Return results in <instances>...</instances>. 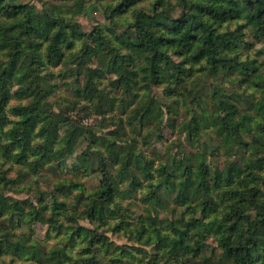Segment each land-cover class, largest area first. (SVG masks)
<instances>
[{"label": "trees", "instance_id": "1", "mask_svg": "<svg viewBox=\"0 0 264 264\" xmlns=\"http://www.w3.org/2000/svg\"><path fill=\"white\" fill-rule=\"evenodd\" d=\"M98 1H101L97 5L105 19L104 27L96 26L91 33H86L80 29L77 21L65 19L60 10L45 5L38 9L34 5L21 4L15 0H0V51L6 50L9 56V62L5 66L0 65V119L5 116L4 109L9 100L8 86L16 76H20V72L28 81L27 88H33V92L38 95L37 100L31 102L28 108L13 113L18 117L15 123L20 125L17 130L24 136L20 142L21 152L14 155L13 148L9 147L3 151V156L14 164L36 170L37 164L44 166L55 161V167L67 170L70 166L66 159L73 151L74 144L85 140L86 136L94 138L91 143L100 142V138L91 129L74 126L62 114L47 109V100L41 97L40 80H43L41 72L52 61L58 62L53 63L55 65L74 64L76 70L72 76H84V90L93 77H99L103 72L99 65V68L94 69L87 66L92 63L87 62L96 56L100 58L104 72L121 77L125 83L138 79L145 88H151L161 79L179 82L191 76V70L197 64L205 77L224 79L235 73L244 74L241 79L243 82L250 79L251 73L254 79L259 70L253 59L239 61L237 56H230L228 52L244 47L245 41H241L240 36L247 26H250L249 31L254 39L264 37V0H154L150 8L137 6L131 14V20L122 29L116 25V14L126 12L143 0H116L113 5L102 4L104 0ZM176 7L181 9L178 17L173 16ZM236 19H243L245 23L232 31H218L219 24ZM75 41H82V46L72 52L70 50ZM173 56L179 60H174ZM263 83L264 79L259 84L254 82V86L264 89L261 87ZM222 91L220 87L214 88L209 108L199 105L201 112L190 114L184 129L188 136L198 137L204 128L211 127L221 140L234 141L241 147H247L248 142L242 137L246 125L242 120L233 119L239 113L236 103L242 102L240 94L232 98L234 104L225 99ZM153 105L150 102L139 111V115L132 116L129 123L136 121L143 126L145 119L154 112ZM254 109L258 116H264V102H257ZM256 127L264 132V123L258 122ZM35 130L44 137L45 148L32 161L27 151V139ZM12 143L16 144V141ZM253 143L264 146V134L257 133ZM123 147L124 144L117 147L121 152L114 151V146L108 147L111 153L108 156L120 166L115 172L107 170V164L96 156L102 174L96 198H105L103 201L110 199L125 180L137 190L144 180L152 177L150 171L153 161L133 151L130 146L125 149ZM83 154L73 165L72 173H76L79 163L88 160V156ZM194 157H186L180 164L169 163L167 166L156 167V171H161L164 178L156 190L160 187L167 192L174 191L175 205L188 206L189 202L192 203L187 207L192 216L188 221L178 219L172 222L171 225L177 223L179 227L172 236H163L158 231L155 248L168 246L169 250L184 258V264L195 258L196 264H264V191L262 180L258 178L260 175L250 173L249 178L243 177L239 187L232 188L235 182L231 165L223 170L211 171L201 156L198 166L192 161ZM244 162L245 166L255 169V172L264 171V157L244 159ZM173 167L181 168L180 175L170 171ZM0 179L4 185L9 182L4 176ZM251 180L255 183L249 182ZM221 185L232 189L219 212L214 193ZM126 192L128 190H121L119 194ZM161 200L157 195L145 197V201L156 206H162ZM91 203L84 217L92 222L95 217H105L101 205L92 200ZM13 206L20 208V202L15 201ZM65 206V202L56 200L52 195L48 207L53 210V214L58 215ZM9 209L7 197L0 194V216L9 214ZM34 214L38 217L41 213L35 211ZM18 216L12 212L6 219L13 221L16 217L19 219ZM82 231L77 228L74 233L81 235ZM84 233L83 236L89 237V241L95 240L94 231L87 230ZM72 237L73 234L70 235ZM39 247L34 242L25 244L22 240H16L11 231L0 235V251L5 248L7 253L31 258L42 264H64L67 260L65 246L51 252L39 251ZM83 253L90 255L79 260L83 264H101L90 251ZM176 263H180L179 258Z\"/></svg>", "mask_w": 264, "mask_h": 264}, {"label": "rangeland", "instance_id": "2", "mask_svg": "<svg viewBox=\"0 0 264 264\" xmlns=\"http://www.w3.org/2000/svg\"><path fill=\"white\" fill-rule=\"evenodd\" d=\"M15 1L34 5L38 9L45 5L53 10H60L65 19L72 18L77 21L80 29L86 33H91L96 26L104 27L105 24L103 13L98 6L101 1L98 0ZM115 1L104 0L102 4L113 5ZM153 1L143 0L126 12L116 14V25L125 27L137 6L147 9ZM180 11L181 9L176 7L173 16L178 17ZM244 23L243 19L230 20L219 24L218 31H232ZM249 29L250 26L244 28L240 36V40L245 41L244 47L228 52L230 56H237L239 61L253 59L258 66L255 78H251V73L250 79L244 82L241 80L244 74L235 73L224 79L205 77L197 64L192 68L191 76H186L179 82L174 79H161L151 88H145L138 79L125 83L121 77L104 72L100 58L96 56L87 62H92L87 66L92 69L100 66L103 72L101 76L93 77L88 88L84 90V76H72L76 70L74 64H53L58 63L56 61L47 64V69L41 72L43 80H40L41 97L47 100V109L62 114L74 126L91 129L100 138V142L91 143L94 138L89 139L86 136L85 140L74 144L73 151L66 159L70 166L67 170H59L54 165L55 161L44 166L37 164L36 170H33L25 165L14 164L3 156V151L9 147L13 148L14 155L21 152L20 142L24 136L17 130L20 125L15 123L18 117L14 116V111L28 108L30 103L38 98L33 88H27L28 81L20 72V76H16L8 86L9 100L4 109L5 116L0 119V177L4 176L6 181H9L6 185L0 182V194L5 195L10 203L8 213H16L19 219L16 217L15 220L8 221L6 216L9 214L1 215L0 235L11 231L16 240H22L25 244L34 242L40 246L38 250L43 252H51L65 246L68 257L64 264H83L79 260L90 256L83 253L84 251H90L101 264H184V258L178 253L164 245L156 249L154 243L158 231L163 236H172L179 228L177 223L171 225L172 222L190 219L192 214L187 207L192 203L189 202L188 206L175 205L174 191L167 192L160 187L157 191L156 187L164 178L161 171H156V167L167 166L169 163L180 164L182 159L195 156L192 161L197 166L203 158L204 164L208 165L211 171L223 170L227 165H231L235 182L232 188L239 187L243 177L249 178L250 173L259 174L258 178L262 180L264 191V171L255 172V169L245 166L244 162V159L264 157V146L253 143V137L257 136V133L264 134L256 127V123H264V116H258L254 109L257 102H264V89L254 86V82L259 84L264 79V37L260 40L254 39ZM81 46L82 41H75L70 51L76 52ZM6 53V50L0 51V65L5 66L9 62ZM173 58L179 60L177 56ZM216 87H220L225 99L234 104L232 98L237 97L235 94H240L242 102L236 103L239 113L233 119L242 120L246 125L242 137L248 142L247 147H241L234 141L221 140L211 127L204 128L198 137L188 136L185 131L184 125L190 120V114L201 112L199 105L209 108L212 91ZM261 87H264V83ZM150 102L154 104L155 109L145 119V124L140 126L136 121L129 123V119L135 114L139 115V111ZM14 140L16 144L12 143ZM27 140L29 159L34 161L36 155L44 151L45 139L35 130ZM122 144L125 147L130 146L133 151L140 152L144 158L153 161L150 171L152 177L144 180L137 190L130 187L128 180H125L119 184L116 195L103 201L105 198L95 197L102 178L96 156L101 157L107 164V170L115 172L120 166L108 156L111 154L108 147L114 146V151L121 152L117 147ZM83 153L88 156V160L79 163V168L74 174L71 169ZM170 171L180 175L181 168L173 167ZM249 182L255 183L253 180ZM232 188L221 185L214 193L219 212L222 211L224 199ZM125 189L128 192L119 194V191ZM52 195L56 200L66 203L65 209L58 215L53 214V210L48 207ZM152 195L162 199V206L145 201V197ZM91 200L98 202L105 214L103 218L95 217L93 222L84 217V212L93 204H90ZM15 201L20 202V208L13 206ZM35 211L42 215L37 217ZM77 228L83 229L81 235L74 233ZM87 230L94 231L95 240L89 241V237L83 236ZM72 234L73 237L70 238ZM178 258L180 263H176ZM196 263L197 258L189 259L185 264ZM0 264L42 263L7 253L4 248L0 251Z\"/></svg>", "mask_w": 264, "mask_h": 264}]
</instances>
